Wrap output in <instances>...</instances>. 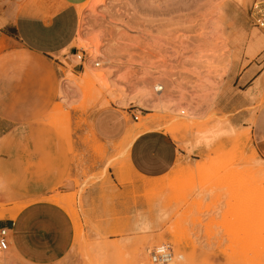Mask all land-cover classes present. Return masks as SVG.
Returning <instances> with one entry per match:
<instances>
[{"label":"rangeland","instance_id":"374dc122","mask_svg":"<svg viewBox=\"0 0 264 264\" xmlns=\"http://www.w3.org/2000/svg\"><path fill=\"white\" fill-rule=\"evenodd\" d=\"M257 1L81 5L75 52L59 59L57 102L36 125L0 137V223L42 200L25 192L61 168L63 179L46 200L71 216L76 239L56 264H154L151 252L161 245L174 255L166 264H264V161L242 126L252 96L232 84L264 64V29L251 18ZM112 107L130 126H156L175 139L180 154L171 173L136 178L127 167L128 141L96 136L94 116ZM29 132L40 146L15 147ZM49 141L68 143V165L55 163L65 149ZM0 264L28 263L8 250Z\"/></svg>","mask_w":264,"mask_h":264},{"label":"crops","instance_id":"0c3cea01","mask_svg":"<svg viewBox=\"0 0 264 264\" xmlns=\"http://www.w3.org/2000/svg\"><path fill=\"white\" fill-rule=\"evenodd\" d=\"M87 1L0 0V20H3L0 25V137H5L16 125H36L39 117L45 116L57 102L58 67H63L59 59L75 52L80 25L78 8ZM256 68L251 65L232 84L244 87L245 93L252 96L242 106V126L250 130L251 148L264 161V64L259 62ZM231 107L227 106L223 114L233 113ZM248 117L250 123L246 121ZM155 127L147 130L130 126L116 107L97 113L93 119V131L101 141L109 144L128 141L127 167L139 179L163 178L171 173L179 159L178 143L169 133ZM30 132L25 139L15 141V147H39V141L31 138ZM135 134L138 136L133 138ZM45 146L65 149L55 163L71 162L68 143L49 141ZM31 160L33 157H27L25 162ZM18 162L23 161L18 158ZM61 170L57 168L45 183L35 181L25 192L42 200L26 206L16 218L0 223L9 230V250L28 264H56L67 257L75 243L76 228L71 216L46 200L62 181Z\"/></svg>","mask_w":264,"mask_h":264},{"label":"built area","instance_id":"2783aa9c","mask_svg":"<svg viewBox=\"0 0 264 264\" xmlns=\"http://www.w3.org/2000/svg\"><path fill=\"white\" fill-rule=\"evenodd\" d=\"M251 18L256 27L264 29V0L257 1L251 7ZM78 56V55H77ZM78 59L82 62L83 57ZM99 65L96 64V67ZM157 90V89H156ZM163 88H158V92H161ZM135 122H139V117L133 115L132 117ZM9 239L10 233L7 228L0 226V252H5L9 250ZM151 260L154 264H166L168 261L174 259L172 249L168 245H161L151 252Z\"/></svg>","mask_w":264,"mask_h":264},{"label":"bare ground","instance_id":"6f19581e","mask_svg":"<svg viewBox=\"0 0 264 264\" xmlns=\"http://www.w3.org/2000/svg\"><path fill=\"white\" fill-rule=\"evenodd\" d=\"M138 134H140V133H138ZM138 134H135L134 137L138 136ZM134 137H133V138H134ZM149 179H150V178H149ZM148 184H149V185H148ZM146 186H147V187H148V186L154 187V186H156V185H155L154 183H147Z\"/></svg>","mask_w":264,"mask_h":264}]
</instances>
